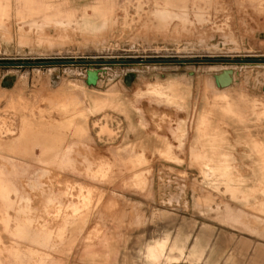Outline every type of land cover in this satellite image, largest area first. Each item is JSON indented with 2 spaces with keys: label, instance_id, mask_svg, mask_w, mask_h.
Returning a JSON list of instances; mask_svg holds the SVG:
<instances>
[{
  "label": "rangeland",
  "instance_id": "obj_1",
  "mask_svg": "<svg viewBox=\"0 0 264 264\" xmlns=\"http://www.w3.org/2000/svg\"><path fill=\"white\" fill-rule=\"evenodd\" d=\"M0 264H264V0H0Z\"/></svg>",
  "mask_w": 264,
  "mask_h": 264
},
{
  "label": "bare ground",
  "instance_id": "obj_2",
  "mask_svg": "<svg viewBox=\"0 0 264 264\" xmlns=\"http://www.w3.org/2000/svg\"><path fill=\"white\" fill-rule=\"evenodd\" d=\"M104 4V3H103ZM229 76V75H228ZM94 79V77H91L90 80ZM226 83V82H225Z\"/></svg>",
  "mask_w": 264,
  "mask_h": 264
}]
</instances>
